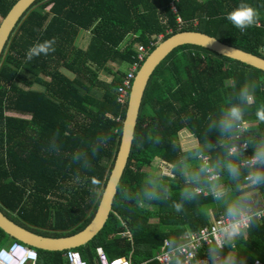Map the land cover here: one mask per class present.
<instances>
[{"label":"trees","instance_id":"trees-1","mask_svg":"<svg viewBox=\"0 0 264 264\" xmlns=\"http://www.w3.org/2000/svg\"><path fill=\"white\" fill-rule=\"evenodd\" d=\"M239 2L36 0L12 31L0 59V210L41 235L82 230L95 213L119 146L127 99L119 103L117 92L129 71L123 67L136 61L134 44L152 43L148 53L178 31L196 30L264 57V0H247L258 8L260 19L244 31L226 19ZM15 3L0 0V16ZM81 31L91 34L85 49L73 43ZM53 37L54 52L26 59L33 44ZM100 71L111 79L100 77ZM245 87L251 103L241 97ZM234 105L241 107L242 119L233 133L221 135L213 125ZM262 108L263 70L201 46L173 49L147 79L109 217L93 239L74 249L88 264H96L97 246L109 258L157 264L150 258L163 240L173 246L181 243L185 234L198 231L219 213L227 215V208L237 202L242 210L260 209L264 184L251 185L245 176L257 169L264 172V166L253 169L241 162L264 147V121L257 117ZM181 130L196 138L197 147L182 149ZM244 141L247 149L238 150V157L229 154L231 146ZM199 153L208 157L216 177L208 179ZM156 157L171 165L172 174L150 170ZM229 163L239 166L238 179L226 170ZM194 174L196 180L190 182ZM196 187L207 194L182 198V192ZM213 190L221 192L219 200ZM148 192L158 199H149ZM12 240L0 229L3 245ZM232 242L220 251L222 256L227 249L233 253L221 264H253L256 259L264 264V220L252 216ZM35 251L38 264H66L65 250Z\"/></svg>","mask_w":264,"mask_h":264},{"label":"water","instance_id":"water-1","mask_svg":"<svg viewBox=\"0 0 264 264\" xmlns=\"http://www.w3.org/2000/svg\"><path fill=\"white\" fill-rule=\"evenodd\" d=\"M35 2L36 0H16V3L5 17L2 18L0 24V59L12 31ZM184 44L207 48L217 54L264 71V57L224 43L218 38L201 31L182 30L160 40L147 53L137 70L133 73L129 86L126 111L122 121L119 146L97 208L89 223L76 233L52 237L41 235L22 227L0 210V229L3 232L34 249L63 251L86 245L87 242L101 231L112 210V203L117 192V187L127 165L137 123L136 118L147 79L163 58L173 49Z\"/></svg>","mask_w":264,"mask_h":264},{"label":"built area","instance_id":"built-area-1","mask_svg":"<svg viewBox=\"0 0 264 264\" xmlns=\"http://www.w3.org/2000/svg\"><path fill=\"white\" fill-rule=\"evenodd\" d=\"M173 12H176L173 3L170 4ZM179 22L180 18H177ZM152 43H149L151 45ZM149 45H136V61L128 69L127 75L124 77L122 84L118 87L117 101L121 104L126 102L128 98L127 87L130 86L133 70L138 66L139 62L145 57ZM260 51L264 53V44L261 46ZM242 128H245L243 126ZM232 148L237 150H246L247 142H241L238 145L231 146L228 152ZM198 159H200L205 167V172L208 179L214 178L218 175L217 172H213L209 164L208 157L199 153ZM251 157H249L250 159ZM248 159V160H249ZM248 160L241 162L246 164ZM250 174V173H249ZM249 174L245 177L248 178ZM216 190H213L215 192ZM196 193L203 192L207 194V191H203L201 188H195ZM242 216L248 218V225L252 216L258 217L260 220H264V199L262 201V207L258 210L246 211L242 210ZM230 219L227 215L219 213L216 217L210 219V222L202 226L198 231L189 232L183 236L181 243L177 245H171L169 240H163L159 249L152 255L150 260L156 261L157 264H171L176 258L181 260V264H218L219 254L216 252L215 260L212 259V250L215 251L222 249L223 245L227 240L220 231L221 228L225 227L230 223ZM246 228L242 229L243 232ZM223 241V244H221ZM211 247V248H209ZM201 252V255L199 253ZM63 257L66 264H88L87 260L83 258L80 251L76 249H67L63 252ZM96 264H132L130 258L126 256H119L109 258L104 252L101 246L95 248ZM37 253L34 249L22 244L20 241L12 240L4 245H0V264H38ZM149 261L144 264H149ZM259 262L256 261V264Z\"/></svg>","mask_w":264,"mask_h":264},{"label":"clouds","instance_id":"clouds-1","mask_svg":"<svg viewBox=\"0 0 264 264\" xmlns=\"http://www.w3.org/2000/svg\"><path fill=\"white\" fill-rule=\"evenodd\" d=\"M226 19L230 21L234 27L238 28L241 31H244L247 28L257 24L258 20L260 19V12L257 7L247 2V0H240L238 5L227 13ZM55 43V37L51 39H46L43 42H36L27 50L26 59L28 61H31L34 57H39L41 55L47 56L50 52L55 51ZM241 97L243 100L247 101L248 103H251V97L249 96V90L247 87L242 89ZM242 115L243 113L241 107L235 105L231 106L227 110L225 115L219 120L218 124L213 125V127L218 128L221 135L231 134L233 133L237 122L242 119ZM257 117L259 118V120L264 121V108L258 110ZM229 154L237 157L240 155L236 148H232ZM247 163L248 166L253 169H256L257 166H264V147H257ZM226 170L228 171L232 179L235 180L239 178L240 168L238 165L234 163H229L226 165ZM202 171H204V169H202ZM189 179L190 182H194L196 180V175L194 174ZM248 181L251 185L254 186L264 184V172L258 169L252 171L248 176ZM195 195V191L188 189L181 193L182 198L186 200L194 199ZM213 195L217 200L221 198V192L219 191L213 192ZM146 196L149 199H158V196L152 192L146 193ZM176 208L177 210H179L180 205H176ZM226 214L231 222L228 223L225 227L221 228L220 231L224 237V240L230 241L235 237L239 236L241 234L242 229L248 227V218L246 216H242V208L240 207L239 202L229 206L226 210ZM221 244H223V241H221ZM215 256L216 251L213 249V260H215ZM228 264H234V260L228 261Z\"/></svg>","mask_w":264,"mask_h":264},{"label":"rangeland","instance_id":"rangeland-1","mask_svg":"<svg viewBox=\"0 0 264 264\" xmlns=\"http://www.w3.org/2000/svg\"><path fill=\"white\" fill-rule=\"evenodd\" d=\"M2 17L0 16V24H1ZM198 21H195L194 23L196 24ZM90 35L88 32H83L79 33L76 38H74V45H76L79 48L85 49L90 41ZM137 44H134L136 46ZM110 63V62H108ZM112 65V67H115V65ZM100 77L110 80L111 75L106 74L103 71H100L99 73ZM179 142L183 150H188L197 147L198 143L196 138L193 137V135L188 132L187 130H181L179 132ZM151 169L156 173H166V174H172L171 173V165L167 164L166 162H163L159 160L157 157L153 158L150 162ZM0 245H3L2 242H0Z\"/></svg>","mask_w":264,"mask_h":264},{"label":"crops","instance_id":"crops-1","mask_svg":"<svg viewBox=\"0 0 264 264\" xmlns=\"http://www.w3.org/2000/svg\"><path fill=\"white\" fill-rule=\"evenodd\" d=\"M131 39V38H130ZM127 42H129V38H128V40H127ZM126 42V43H127ZM125 43V44H126ZM110 64H113V65H115V67H121V65H119L118 63H116V62H110L109 63V65ZM110 66H112V65H110ZM115 67H113V68H115ZM124 69H128V67H123ZM168 164V163H167ZM249 174V173H248ZM248 195H251V194H248ZM211 218H213V217H211ZM210 218V219H211ZM233 246V242H232V240H227L226 242H225V244L223 245V247H222V249H220V250H216V252L219 254V260H220V262L218 263V264H221L222 262H224V261H226V260H228V259H230L231 258V256H232V249H227V251H226V254L224 255V256H222L221 255V253H220V251H222L223 250V248L224 247H226V246ZM209 248H211V247H209ZM211 250H213V248H211ZM256 261H258L259 263L258 264H262L258 259H256L255 261H253V264H256Z\"/></svg>","mask_w":264,"mask_h":264}]
</instances>
